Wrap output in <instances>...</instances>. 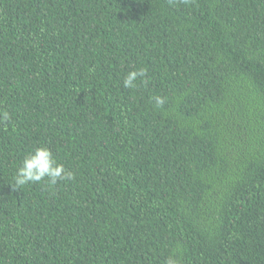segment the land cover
<instances>
[{"label": "trees", "instance_id": "16d2710c", "mask_svg": "<svg viewBox=\"0 0 264 264\" xmlns=\"http://www.w3.org/2000/svg\"><path fill=\"white\" fill-rule=\"evenodd\" d=\"M169 256L264 264V0H0V264Z\"/></svg>", "mask_w": 264, "mask_h": 264}, {"label": "clouds", "instance_id": "9594fccd", "mask_svg": "<svg viewBox=\"0 0 264 264\" xmlns=\"http://www.w3.org/2000/svg\"><path fill=\"white\" fill-rule=\"evenodd\" d=\"M145 69L133 70L126 74L123 86L129 89L137 87V81L146 77ZM155 105L160 107L165 103V98L161 96L154 97ZM4 120H9L8 114H3ZM48 179L52 184L60 181L73 179V173L58 163L52 151L44 147H36L34 151L28 153L17 168L15 175V186H24L30 183H39ZM166 264H179V260L174 256H169Z\"/></svg>", "mask_w": 264, "mask_h": 264}]
</instances>
